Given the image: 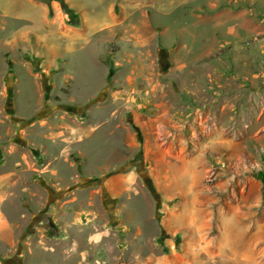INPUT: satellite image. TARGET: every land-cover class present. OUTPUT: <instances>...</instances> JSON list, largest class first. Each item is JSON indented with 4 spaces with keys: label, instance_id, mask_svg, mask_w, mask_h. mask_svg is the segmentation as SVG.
Returning <instances> with one entry per match:
<instances>
[{
    "label": "rangeland",
    "instance_id": "rangeland-1",
    "mask_svg": "<svg viewBox=\"0 0 264 264\" xmlns=\"http://www.w3.org/2000/svg\"><path fill=\"white\" fill-rule=\"evenodd\" d=\"M65 1L0 0V264H264V0Z\"/></svg>",
    "mask_w": 264,
    "mask_h": 264
},
{
    "label": "trees",
    "instance_id": "trees-1",
    "mask_svg": "<svg viewBox=\"0 0 264 264\" xmlns=\"http://www.w3.org/2000/svg\"><path fill=\"white\" fill-rule=\"evenodd\" d=\"M42 1H44L48 4H50L52 1H58L62 6L63 11L67 15H69L71 19H73V20L78 19V13L74 9L70 8L65 0H42ZM8 63H9V66H12L11 61H9ZM256 177L259 178L262 182H264V172H258L256 174Z\"/></svg>",
    "mask_w": 264,
    "mask_h": 264
}]
</instances>
